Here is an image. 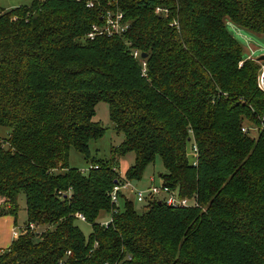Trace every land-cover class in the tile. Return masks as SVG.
Masks as SVG:
<instances>
[{"label":"trees","instance_id":"16d2710c","mask_svg":"<svg viewBox=\"0 0 264 264\" xmlns=\"http://www.w3.org/2000/svg\"><path fill=\"white\" fill-rule=\"evenodd\" d=\"M88 1L0 8V214L16 217L20 193L26 209L0 264H264L260 65L227 29L264 34V0ZM107 12L127 30L89 39ZM100 102L123 137L107 160L89 152L105 131L93 120ZM70 150L90 163L86 175L69 167ZM129 153L125 180L140 182L158 156L161 185L198 207L113 206Z\"/></svg>","mask_w":264,"mask_h":264},{"label":"rangeland","instance_id":"374dc122","mask_svg":"<svg viewBox=\"0 0 264 264\" xmlns=\"http://www.w3.org/2000/svg\"><path fill=\"white\" fill-rule=\"evenodd\" d=\"M33 1L36 0H0V8L11 9L10 6L30 5ZM227 29L232 34V36L238 41V43H240L241 47L243 48V55L245 57L248 56V53H251V57L254 59L260 56H264V34H253L248 31L242 30L232 24H228ZM257 63L261 65L264 62ZM93 120L95 122H98L105 129V131L100 139L91 141L89 143L90 157L94 159L107 160L110 158L111 149L115 146H118L122 142L123 137L121 135H117L111 126V123L109 121V110L107 104L103 102L97 104V106L95 107V116ZM8 133L9 130L7 128L0 127V138H6L8 136ZM250 136L256 137L255 129H251ZM189 160L192 162L193 158L189 156ZM133 163V153H129L117 160V171L120 177L124 176L125 171L129 167H131ZM68 165L70 168H75L81 171L84 175H86L90 167V163H87L84 157L74 150H70L69 152ZM162 173H164V168L160 157L157 156L154 162L146 168L142 180L140 182L132 183L136 187L142 189L152 185L159 187L161 185V179L159 175ZM150 179L153 180V183L150 182ZM131 200L134 203V208L136 209V211L141 213L144 210V204L137 203L133 197H131ZM17 206L18 211L15 218L10 215H7V217L10 219L11 228L15 227L13 232L14 238L19 232H22L26 223L25 197L23 193H20L17 197ZM121 206L122 203H120V207ZM109 219V213L101 212L97 219V222L103 224L109 221ZM76 225L84 234V236L87 237L90 234V224L86 222L76 221Z\"/></svg>","mask_w":264,"mask_h":264},{"label":"built area","instance_id":"2783aa9c","mask_svg":"<svg viewBox=\"0 0 264 264\" xmlns=\"http://www.w3.org/2000/svg\"><path fill=\"white\" fill-rule=\"evenodd\" d=\"M86 7H93V0H89L86 4ZM156 14L161 13L160 9H156ZM101 26H92L91 32L88 34L89 39H93L96 35H107V36H119L123 34L127 30V25L123 22V17L120 13L111 14L107 12L102 18ZM133 58L136 60L140 58V54L138 52H133ZM141 59V58H140ZM142 64V73L145 75V64L143 59H141ZM257 87L259 90L264 92V63L260 65L257 79H256ZM244 132V129H242ZM192 153L194 155L193 164L194 166L197 156V149L195 146H192ZM91 168V167H90ZM131 195V196H130ZM128 197H133L137 203L146 204L147 201L151 199H159L162 200L168 207L171 208H192L198 207V204L193 198H181L178 195V192L175 190H170L169 188L160 185L157 186H149L147 188H138L131 181L125 180L121 177L117 180L112 187L109 198L110 203L113 206L119 205L120 200ZM161 197V198H160ZM77 220L80 222H86L85 218L81 215H76ZM110 221V220H109ZM109 221L103 223L102 225L106 226ZM33 226H30L32 229ZM69 255V253H67Z\"/></svg>","mask_w":264,"mask_h":264},{"label":"crops","instance_id":"0c3cea01","mask_svg":"<svg viewBox=\"0 0 264 264\" xmlns=\"http://www.w3.org/2000/svg\"><path fill=\"white\" fill-rule=\"evenodd\" d=\"M15 7H18V6H10V8H15ZM9 9V8H8ZM8 9H5V10H8ZM251 53H248V56H244V58L246 60H258L260 57L258 58H252L251 57ZM150 182L153 183V180L150 179ZM0 210H2V203L0 201ZM15 224V222H14ZM14 228H11V225H10V219L7 217V215L5 214H0V251H3L5 249H7L10 244L12 243V241L15 239L14 238V235H13V232H14ZM12 232V233H11Z\"/></svg>","mask_w":264,"mask_h":264},{"label":"water","instance_id":"95a60500","mask_svg":"<svg viewBox=\"0 0 264 264\" xmlns=\"http://www.w3.org/2000/svg\"><path fill=\"white\" fill-rule=\"evenodd\" d=\"M145 56L144 55H142V58H144ZM257 62H264V56H261L258 60H257Z\"/></svg>","mask_w":264,"mask_h":264}]
</instances>
